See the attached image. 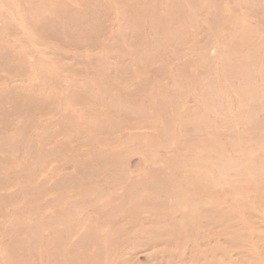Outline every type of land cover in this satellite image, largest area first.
Instances as JSON below:
<instances>
[{
    "label": "rangeland",
    "instance_id": "374dc122",
    "mask_svg": "<svg viewBox=\"0 0 264 264\" xmlns=\"http://www.w3.org/2000/svg\"><path fill=\"white\" fill-rule=\"evenodd\" d=\"M0 264H264V0H0Z\"/></svg>",
    "mask_w": 264,
    "mask_h": 264
}]
</instances>
